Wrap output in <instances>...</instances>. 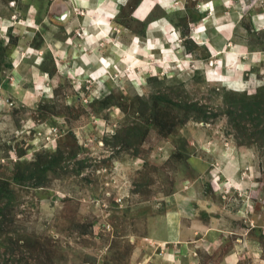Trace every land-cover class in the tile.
Wrapping results in <instances>:
<instances>
[{"label": "rangeland", "instance_id": "1", "mask_svg": "<svg viewBox=\"0 0 264 264\" xmlns=\"http://www.w3.org/2000/svg\"><path fill=\"white\" fill-rule=\"evenodd\" d=\"M146 2L0 0V264L264 259V0Z\"/></svg>", "mask_w": 264, "mask_h": 264}, {"label": "crops", "instance_id": "2", "mask_svg": "<svg viewBox=\"0 0 264 264\" xmlns=\"http://www.w3.org/2000/svg\"><path fill=\"white\" fill-rule=\"evenodd\" d=\"M108 1H109V3H105L104 7L109 9V11L112 14L110 18H112V16L115 15L114 11L116 9V7H115L116 6V0H108ZM153 1H155V0H147L148 3L146 2L147 3L146 5H148V4L150 5V3ZM100 6H102V5H100ZM133 14L135 15V11ZM153 29H154V26H152V22H149V24H147V29H146L147 32L150 33V31H152ZM159 29L162 30L161 28H159ZM164 30L166 31V33H168V34L170 33L169 34L170 38L173 37V35H171V30H168L167 28H164ZM201 39H202V37H201V35H199V36H197V39L196 38L194 39V41L196 43L205 44V43H203V41ZM211 48H214V47L212 46ZM188 191H189V189L187 188L186 192H188ZM173 195H171V196H173ZM198 205H199V203H198ZM173 208L174 207L172 206V207H170V209H167L165 216H167V215H174L175 216L177 214V216L179 217V222H182L184 220L183 219L184 214L182 212H180L179 210L175 211ZM200 208H201V205H200ZM200 208H199V211H202V210H200ZM177 216H175V220H176ZM203 219H201V220L199 219V221L203 222ZM195 222L193 220L192 224L190 223L191 224L190 226H187L185 228V230H181V234L173 232L169 236L164 237V239L167 241V243H170V244L181 242V240H183L184 236H191L192 235L191 233L193 231H191V228L193 229L192 226H195ZM213 227L214 226H212L211 228L214 229ZM208 229L209 228H207V231H208ZM209 231H210L209 234H211V236H212L211 238H216V236H219L217 231H215V230H209ZM194 233H198V232L195 231ZM239 236L241 237L242 235L239 234ZM243 236H245V235H243ZM251 240H253V239H251ZM249 242L250 243L252 242V241H249V237L236 239L231 244L230 249L227 252L223 253L220 257H218V259L216 261H213V263H211V264H243V263L245 264V262H246V264H264V259L260 258V256L258 257V252L255 249L250 251V252H249V250H246L245 246H246V244L250 246ZM251 244L252 245L250 247L249 246L248 247L253 249L252 246H254V243L252 242ZM244 253H249V255H246Z\"/></svg>", "mask_w": 264, "mask_h": 264}, {"label": "bare ground", "instance_id": "3", "mask_svg": "<svg viewBox=\"0 0 264 264\" xmlns=\"http://www.w3.org/2000/svg\"><path fill=\"white\" fill-rule=\"evenodd\" d=\"M245 75V74H244Z\"/></svg>", "mask_w": 264, "mask_h": 264}]
</instances>
